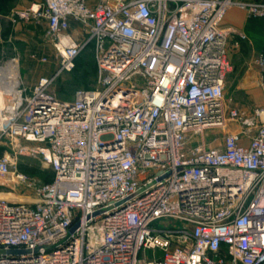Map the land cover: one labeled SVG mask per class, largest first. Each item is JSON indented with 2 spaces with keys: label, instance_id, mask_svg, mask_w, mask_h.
<instances>
[{
  "label": "built area",
  "instance_id": "2783aa9c",
  "mask_svg": "<svg viewBox=\"0 0 264 264\" xmlns=\"http://www.w3.org/2000/svg\"><path fill=\"white\" fill-rule=\"evenodd\" d=\"M230 7L264 21V0H41L18 13L46 22L56 67L31 87L15 63L0 71V185L27 192L0 197V264H264V90L249 114L224 104ZM89 45L95 87L59 98L52 84ZM214 128L219 147L193 140ZM22 155L53 178L13 170Z\"/></svg>",
  "mask_w": 264,
  "mask_h": 264
},
{
  "label": "rangeland",
  "instance_id": "374dc122",
  "mask_svg": "<svg viewBox=\"0 0 264 264\" xmlns=\"http://www.w3.org/2000/svg\"><path fill=\"white\" fill-rule=\"evenodd\" d=\"M17 8L19 11L23 10L19 0H0V71L9 63L10 68L15 63L19 67L18 75L21 81L26 87H31L40 76L51 75L56 67V58L46 34L44 20L31 18L23 21V18H20L19 33L14 31L11 17ZM239 10L245 15L244 26L240 29L233 28L235 31L228 34L227 60L229 69L225 76L223 101L225 106H234L249 114L263 101L264 64L259 62V58L264 55V21L251 19L243 10ZM28 25L29 38L26 33ZM237 30H242L245 38L240 37L239 32L241 31ZM28 42L30 44L29 52ZM41 57H45L46 61H41ZM96 76L92 49L87 47L79 55L75 68L58 76L52 84V89L59 98H69L77 89L95 87ZM201 135H198L197 138L194 137L193 140L203 143L207 148L221 145L223 135L221 130L208 129L203 132V138ZM5 152L11 153V150L7 144L2 143L0 144V154ZM12 169L41 182L50 181L53 178L52 171L36 156H18ZM3 191H13L15 196H18L12 198L15 200L21 199L19 197L27 194L23 187L12 183L9 186L0 185V192ZM178 224L175 220L162 219L155 225L157 227H175Z\"/></svg>",
  "mask_w": 264,
  "mask_h": 264
},
{
  "label": "crops",
  "instance_id": "0c3cea01",
  "mask_svg": "<svg viewBox=\"0 0 264 264\" xmlns=\"http://www.w3.org/2000/svg\"><path fill=\"white\" fill-rule=\"evenodd\" d=\"M38 1H41V0H19V2L21 3V7L23 9L27 8L32 2H38ZM97 1L98 0H87L88 4H90V5H93ZM18 8L13 11L11 20L14 23V31L19 33V30H20V22L19 21H20L21 17L18 15V13L20 12ZM244 18H245V15L237 7H230L225 13L224 20H223V25L231 26L232 28H236V29H238V28L240 29V28H242L244 26ZM23 21H24V19H23ZM28 22L30 23V21H28ZM70 23H71L70 33L74 37H77L78 36L77 35L78 34L77 33V24L74 21H72V20L70 21ZM44 26L46 28V22L45 21H44ZM27 27L28 28H27V32L26 33H28V38H29V36H30L29 25ZM237 31H241L240 33H243L242 30H237ZM18 39H20V38L18 37ZM23 41L25 42V39ZM29 48H30V44L28 42V52H29Z\"/></svg>",
  "mask_w": 264,
  "mask_h": 264
},
{
  "label": "bare ground",
  "instance_id": "6f19581e",
  "mask_svg": "<svg viewBox=\"0 0 264 264\" xmlns=\"http://www.w3.org/2000/svg\"><path fill=\"white\" fill-rule=\"evenodd\" d=\"M1 71H4V70H1ZM4 73H6V72L4 71ZM197 136L198 135H195L196 138H197ZM201 137L203 138V134L201 135ZM0 197L13 198V197H18V196H15V193L13 191H3V192H0ZM19 198H22V197H19Z\"/></svg>",
  "mask_w": 264,
  "mask_h": 264
},
{
  "label": "water",
  "instance_id": "95a60500",
  "mask_svg": "<svg viewBox=\"0 0 264 264\" xmlns=\"http://www.w3.org/2000/svg\"><path fill=\"white\" fill-rule=\"evenodd\" d=\"M10 252H17L16 250H10Z\"/></svg>",
  "mask_w": 264,
  "mask_h": 264
},
{
  "label": "trees",
  "instance_id": "16d2710c",
  "mask_svg": "<svg viewBox=\"0 0 264 264\" xmlns=\"http://www.w3.org/2000/svg\"><path fill=\"white\" fill-rule=\"evenodd\" d=\"M88 47H91V46L89 45ZM77 59H78V58H77ZM77 59H76V61H77ZM75 66H76V64H75ZM45 182H47V181H45Z\"/></svg>",
  "mask_w": 264,
  "mask_h": 264
}]
</instances>
